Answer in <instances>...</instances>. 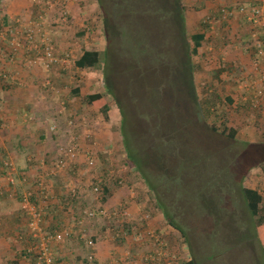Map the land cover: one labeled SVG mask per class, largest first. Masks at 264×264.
<instances>
[{
  "label": "rangeland",
  "instance_id": "rangeland-1",
  "mask_svg": "<svg viewBox=\"0 0 264 264\" xmlns=\"http://www.w3.org/2000/svg\"><path fill=\"white\" fill-rule=\"evenodd\" d=\"M28 2L3 0L0 17L11 20L16 11L36 15L37 9ZM243 2L90 0L89 3V0H80L75 3V7H85L87 12L75 16L77 21L71 26L73 38L93 42L95 36L96 42L98 37L104 44L102 53L107 62L105 69L100 67L98 87L111 97L108 114L99 111L96 114L99 122L97 119L88 122L98 123L102 135L99 141L107 147L108 138L112 137L115 147L122 145L120 154L115 150L112 158L107 152H96L102 171L100 177L107 180L111 176L118 185L124 184L127 193L129 188L136 192L135 198L119 205L125 210L134 207L129 211L136 215L135 219L127 221L122 216L111 215L91 223L103 229L109 222L113 223L98 236L107 244L115 245L116 264H187L190 261L264 264L256 222L242 190L256 188L264 196V108L252 110L247 103L250 100L244 103L243 97L250 99L254 88L248 92L237 88L241 82H249L252 87V82L259 80L263 73L258 68L255 75L246 74L242 64L224 59L223 51L221 54L216 51L214 58L209 57L207 54L212 53L209 48L214 46V41L218 42L215 40L218 34L213 35L203 25L217 9ZM201 3H205V8L198 11L182 8L184 4ZM236 16L231 23L234 24ZM232 25L224 26L219 36L229 38L231 43L233 38L245 39L244 29L240 26L234 29ZM201 30L205 31L206 38L201 53L193 56L190 37ZM241 49L248 57L253 54L249 44L242 45ZM73 70H77L74 65ZM226 97L232 100L229 105L223 101ZM209 100L216 106L212 112L213 108H206L211 104ZM22 115L29 122L35 120L28 108ZM226 127L235 128L237 136L230 138L224 134ZM106 131L112 132V136ZM123 135L129 145L136 144L133 153L137 169L130 168L126 161ZM143 172L146 181L141 175ZM248 172L256 173L259 178H245ZM150 180L153 189L148 186ZM90 204L91 201L89 208H98L97 203ZM82 208L74 223L80 218ZM144 212L154 213L148 224ZM164 212L182 227L185 236L168 224L162 215ZM128 224L132 225L130 230ZM95 230H90V234L94 235ZM18 231L13 235L14 240L24 253L30 240L23 224ZM140 238L144 241L138 242ZM89 252L94 254L91 249ZM95 259L87 264H100Z\"/></svg>",
  "mask_w": 264,
  "mask_h": 264
},
{
  "label": "crops",
  "instance_id": "crops-1",
  "mask_svg": "<svg viewBox=\"0 0 264 264\" xmlns=\"http://www.w3.org/2000/svg\"><path fill=\"white\" fill-rule=\"evenodd\" d=\"M28 1L30 2L29 6H33L32 0ZM60 1L64 2L65 0ZM57 2L58 1L55 3ZM67 6L73 15L74 21H77L75 16L80 15L77 11L82 12V14L87 12L85 7L80 9L77 8V10L75 4L71 1L67 2ZM71 6L76 10L72 9ZM49 9L55 12H57L55 9L59 11L58 6ZM14 14L17 16L22 13L16 11ZM23 14L26 15V17H30L25 11ZM237 17L238 16H236V20ZM242 19L246 20L245 18ZM235 21L234 24H230H233L232 27L234 29H237L239 26L244 29L245 33L243 35H245V39L243 37L239 38V40L233 38V43L228 39L227 44L224 43V45H218L217 42L214 41V46L209 48L212 50V53H208L207 55L214 58L216 57V51L217 54H221L223 51L225 55L224 59L231 63L239 62L242 64V68L247 69L246 74L253 71V68L257 66L256 69L258 70V68H260L259 71H262L263 74H261L262 76L259 80H256L255 83L257 85L255 84L256 86H254L257 88L261 87V85H264L262 81L264 77V55L259 56L256 54V48L253 46L251 38V23L245 22L243 24L241 21L240 24H237ZM48 28L50 29V34H52L51 38L55 46L62 51L72 52L70 64L63 67L59 66L52 72L54 87L58 91L61 90L63 96L55 97L52 93H45L39 88L40 86L38 83H40V79L43 78V72L37 66L30 68L29 65L26 64L27 67L24 65L22 61H28L26 54L18 57L16 61L9 59L7 56L4 57V61L9 69L11 71L14 70L16 72L15 74H18L15 82L19 81L15 84H6L0 92V115L6 124L0 134V159L1 157L2 159L4 158L3 162L0 163V264H10L13 261H18L19 264H37L36 261H31L23 254H19L22 253V251L19 250L21 245L14 240V233L18 234V229L21 228L22 224L27 229V224L26 217H24L25 215L21 207V185L13 188L9 184L4 174V161L16 162L19 168L21 170H26L25 173L29 176H34L41 171L45 172L47 185L50 188L52 196L47 208L48 216L46 224L47 230L53 231L65 225H73L78 217L80 208L88 207L87 205L90 201L91 204L89 206H94L96 204V202H94L95 194L93 193L92 186L98 183V180L101 181L104 179L100 177L102 171L99 166L98 158L96 165L91 167L86 161L85 154L89 150L93 151L95 149L99 154L107 152L106 154H108L110 158L114 155L112 154L114 153L115 147L112 141L113 137L108 138L109 145L107 147L101 140L99 141V137H102V135L98 123L95 122V125L94 123L92 125L86 122L87 120L93 119L99 120L98 115H96L99 111L90 107L85 101V97L88 95L102 93V90L98 87L100 85L98 80L101 76L98 66L99 63L93 67L87 68H81L75 64L76 60L82 56L85 50L98 51L101 54L105 49L104 44H102L98 37L96 42L95 36L92 38L93 42L84 41L83 39L84 43L82 39H74L72 35L74 31H72L71 26L67 23H63L59 26L48 24ZM88 35H90L89 32ZM215 38H217V36ZM250 41L252 42L253 51H255V54L259 58V61L258 58H254L258 61L254 66V61L245 55L241 49L242 45H250ZM81 44H85V46ZM200 48L197 54L201 53ZM73 65L77 70H73ZM61 69L69 70L64 71ZM248 83L249 82H241L237 87L238 90L248 92V89H250ZM228 98L232 101L230 97ZM243 100L245 103L250 99L246 96L243 97ZM61 101H65L67 104V112L62 116L59 115ZM261 105H263L261 108H264V101L261 102ZM26 108L30 109V112L35 115L34 121L29 122L23 117L22 111ZM67 114H69V116L74 115L78 119L75 130L70 129L71 132L69 131V133H66ZM56 121L59 122L60 128L57 133L52 134L49 127ZM92 132L95 134L91 135ZM106 132H109L108 135L112 136V132ZM73 135L77 137L80 143L81 154L77 157L75 162H72L68 166V168L66 167L65 169L56 171V174H49L55 172L52 167V161L56 159L58 155L59 145L69 140ZM88 136H90L91 139L88 138ZM92 140L97 144L96 147H94L92 143H89ZM99 154L97 156H99ZM43 161L45 162L44 166L41 164ZM74 168L76 170H73ZM109 183L111 185L110 187H112V194L110 193L106 202H104L105 207L109 209L114 208L113 205L118 207L122 205V201L129 202L132 197L135 198L136 192L133 191V188H129V193H127L128 189H125L124 185L115 187L116 185L113 184L112 181ZM72 189H76V197L72 196ZM132 208L134 207L128 208L127 211ZM135 216L136 215H133V217ZM93 225L92 228L87 229V232L90 233V230L96 229L95 232H93L94 235L97 234V236L95 235L96 239L98 237L97 247L93 250L96 257L95 261L100 264H116V260H114V253L116 252L114 249L116 248L115 245L107 244L103 239L100 240L98 235L102 232L103 227H96V224ZM82 241L79 235L74 233L71 238L56 244V264H87V256L90 253V249L85 246Z\"/></svg>",
  "mask_w": 264,
  "mask_h": 264
},
{
  "label": "built area",
  "instance_id": "built-area-1",
  "mask_svg": "<svg viewBox=\"0 0 264 264\" xmlns=\"http://www.w3.org/2000/svg\"><path fill=\"white\" fill-rule=\"evenodd\" d=\"M40 0H33V2H39ZM58 1L57 3H55ZM78 0H72V2H77ZM249 4L261 3L259 6H254L252 10H249L245 7L240 11L233 9L232 11H227L225 9L226 17L241 14L245 16L249 23H251V38L253 41V46L256 48V53L259 56L264 55V0H248ZM48 8H55L58 6L59 13L61 15L65 14L68 10L67 1L65 0H48ZM237 10V11H236ZM66 17V16H64ZM42 18V17H41ZM20 23L21 20L18 19ZM26 25V26H25ZM23 25L25 35L18 37V33L14 32L13 38L10 41L11 48H9L8 54L5 46L2 44V40L6 39L8 32L11 30L7 27H1L0 25V84H5L7 82H13L16 79V76L11 73L9 67H7L4 57L9 56L11 60H15L18 55L25 53L36 52V58L32 59L29 54L27 55L28 61L32 65L40 66L46 73H49L52 67L55 64L60 63L62 66L70 64L72 57L71 51H62L55 46L53 40L47 31L45 20H32L27 19V23ZM15 31V30H12ZM49 78V77H48ZM264 82V77L262 78ZM46 84H51V79H47ZM249 87V86H248ZM254 88V93L252 96V101L256 106L261 105V102L264 101V88L262 87H252ZM60 111L61 115H64L67 112V104L65 101L60 102ZM69 125L71 128L75 127L74 120H69ZM1 127V123H0ZM51 130H57V125H51ZM96 147V143H93ZM81 154L80 152V143L75 135L71 136L69 140L64 142L59 146L58 155L56 159L52 161V167L54 173L75 162L77 157ZM86 161L89 166L94 167L97 162V155L95 149L93 151L89 150L86 154ZM42 166L45 165V162L41 163ZM9 166L14 165L9 163ZM15 167L12 168V171H15ZM36 190L35 189H26L22 196V209L27 216V227L31 234V237L35 241L33 249L36 252V258L38 264H56L57 258L55 254V245L62 243L66 239L71 238L74 233L78 234L79 237L85 241V245L94 250L96 248L97 241L93 240V235L87 232V227L91 228L94 225L91 223L94 220H100L102 218H107L111 216V213L108 210L103 209L102 207V191L101 187L98 184L93 186V193L95 194V201L98 204V208H89L83 207L82 214L78 221L73 225H65L60 229L53 231L47 230L46 219L48 216L47 208L49 201L52 199L50 188L47 185L46 174L44 171L38 172L35 175ZM31 177L25 173L20 179L21 184L26 185L28 180ZM14 183V181H13ZM72 196H77L76 189H72ZM96 221V222H97ZM95 256L93 252L88 255V261L93 262Z\"/></svg>",
  "mask_w": 264,
  "mask_h": 264
},
{
  "label": "trees",
  "instance_id": "trees-1",
  "mask_svg": "<svg viewBox=\"0 0 264 264\" xmlns=\"http://www.w3.org/2000/svg\"><path fill=\"white\" fill-rule=\"evenodd\" d=\"M2 1L3 0H0V10H1V7H2V5H1ZM47 1L48 0H40L39 2H33V0H32L33 6H34L35 10L37 9V14L34 15V16L26 17V15L20 14V15L15 16L11 20L8 19L6 16L0 17V25H1V27H7V28H9L11 30L7 34L8 37L6 39H3L2 40V44L4 43L3 45L5 46V48H2V49H4V50L6 49L7 52L9 51V48H11L10 41L13 38V35L12 34L14 32H17L18 33V37H21L22 35H25L24 28L26 26L25 23H27V19L28 18H30L32 20H36V21H38V20H45V22H46V28H47V31L49 32V34H50V29L48 28V24H51V25H54V26H59V25H62L63 23H67L70 26H75V21L73 20V15L69 11V8H68L67 12H65V14L61 15V13H59V11L57 9H55L57 12L51 11V9L48 8L49 5L47 4ZM78 2H80V0H78L77 2H72V3L75 4V3H78ZM256 5L260 7L261 3L249 4L247 0H244L243 3L238 4L235 7L234 6L221 7L220 9H217L218 11L215 10V12L217 11L215 13V15L212 18L207 19V21H204V24L203 25H204L205 28L211 29L209 31H211V33L213 35H217L218 34L217 35V38L215 39L216 41L219 42V43L217 42L218 45H224V43L227 44V41H228L229 38H226L225 36H224L225 38H221L219 36L221 34L220 31H221V29L223 30L225 28L224 26H226L227 24L231 23V20H232V18L234 19L235 14L232 15V16L226 17L227 16L226 13H225L226 11L224 12L223 9H225L227 11H232L233 9H237L238 8L237 10L240 11L242 8L245 9V7H246L249 10H252L253 7L256 6ZM80 8H82V7H79L78 9H80ZM89 8H91V7L89 6ZM182 8H183L184 11H198V10H201V9L205 8V3H201L200 5H186V4H184ZM77 12L78 13H81L80 11H77ZM64 16H66V17H64ZM237 16H238L237 17V22H241L242 21L243 24L245 22L248 23V20H247V18L245 16H242L241 14L240 15L237 14ZM242 18H245L246 20H243ZM18 19L21 20L20 23L18 22ZM95 19H96V17H95ZM10 22H12V24H10ZM23 25H25V26L23 27ZM12 30H15V31H12ZM84 32H85V30H84ZM50 36H52V34H50ZM205 38H206V34H205V31H203V30H201L199 32H196V33H194V34L191 35L190 39L193 41L192 42L193 43V46H192V55L193 56L197 55L198 49L203 45V40ZM249 48H251V49L253 48L251 41H250ZM252 50H254V49H252ZM25 54L28 55L29 53H27V51H25V53H23L21 55L19 54L18 57H20L22 55H25ZM256 54H255V51H253V54L251 56L249 55V58L254 61L253 62V66L255 64H257L258 61H259V58L257 57ZM29 56L32 59H34V58H36L37 53L33 51V52H31L29 54ZM104 56H105V54L104 55H103V53L100 54L98 51L85 50V51H83L82 56L78 60H76L75 64L78 67L87 68V67H93V66H95L96 64L99 63V65H98L99 66V69H100V67H102V69H105L104 66H105V64H106L107 61L105 60ZM18 57H16V59L13 60V61H16ZM254 58H256V59L258 58V61L255 60ZM22 62L25 65L27 64V61H22ZM33 66L39 67L41 69V71L43 72V78L40 79V83H38V85L40 86L39 88H41V90L44 91L45 93H52L55 97H57V96H63L62 95L63 92H61V90L58 91L54 87V81H53V76H52V72H53V70L55 68H57L59 66H61V67H63V66L60 63L55 64L52 67V69H51V71L49 73H46L38 65H33ZM7 67H8V65H7ZM256 67L257 66H255L253 68V69H255L254 71L249 72V75L250 76L251 75H255V72H257ZM61 70H67V69H61ZM11 73L13 75H15L16 78H17V75L18 74H15L16 72L14 70L11 71ZM106 73H107V71H106ZM48 77L51 79V84H49V85L45 83L46 80L49 79ZM257 78H259V75H257L256 79ZM18 81H16V82H18ZM13 82L14 83L7 82V83H5V85L0 84V92L2 91L3 87L6 86V84H15L16 83L15 81H13ZM255 82H256V80L254 82H252L253 83L252 85L256 84ZM253 93H254V91L250 95V101H249L250 103L249 102H247V103L248 104H251L250 105V108L252 110H257V109L261 108L260 107L261 105L256 106L253 103L252 97H251ZM212 100H214V99H212ZM85 101L88 103V105L90 107H93V108L97 109L98 111H100L102 113L104 112V113L108 114L109 110L111 109L110 108V105H109V103L111 101V97H110V95H107V94H103V93L91 94V95H88L87 97H85ZM223 101L225 103H227V105H229L231 103V101L229 100L228 97H226ZM209 102L211 104H207L206 105V108L210 106L211 108H213L210 111V112H212L213 110H215V107L216 106H215V104L212 101L209 100ZM223 105H225V104L223 103ZM122 109H123V107H121V113L123 114V110ZM210 112H208V113H210ZM59 115H61V114L59 113ZM67 117H68V120H67V122L65 121L66 122V125H67L66 132H69V131L71 132V130H75V128L77 126V123H78V119L74 115H70L69 116V114L66 115V118ZM107 118H108V116H107ZM69 120H74V122H75V127L74 128H71L70 127ZM88 121L89 120H87L86 122L88 124H90ZM122 122H123V119L121 120V124H123ZM0 123H1L0 134H1V132L4 129V127L6 126L5 122L1 118V115H0ZM51 125H57V130L56 131L55 130L54 131L51 130ZM51 125L49 127L50 132L52 134L57 133L58 132V129L60 128L59 122L56 121V122H54ZM123 128H122V131H123ZM223 132H224V134L228 135L230 138H235L237 136V130L235 128H233V127H229V128L226 127ZM123 138L125 140V143L124 144H125V148L127 150L126 161H127V163H128V165H129L130 168H136V167L138 168V164L136 163V160L134 158V153H133L136 144H135L134 147H132L131 145L128 144L126 136L123 135ZM93 143H95V142H93ZM121 146L114 147V153L117 151V154H120L119 151H120V147ZM114 153H112V154H114ZM129 155H130V157H129ZM3 159L1 157V159H0L1 162L0 163L3 162ZM9 163H13L14 165L9 166L8 165ZM13 167L16 168L15 171H12V168ZM3 168L5 169L4 170V174H5L6 178H7V180L9 182V184L13 188H16L18 185H21L20 198H21V207H22V196H23L24 191L26 189H35L36 190V182H35V178L36 177H35V175L34 176L31 175L30 176L31 178L28 180V183L26 185H23V184H21L20 179H21V177L23 175H25V171L26 170H21L19 168V166L16 164V162L14 163V162H11V161H7V162L4 161ZM141 175H142L143 179L146 181V179H147L146 174L143 172V174H141ZM109 178L110 179H107V180L103 178L104 180H101V181L98 180V183H96V184H98L101 187V191H102V206H103L102 208L105 209V210H108L111 213L112 217L113 216H116V217H119V216L121 217L122 216L127 221H131V218L135 219V217H133L134 213L132 211H127L124 208H122L121 206L115 207L113 210H109V208H107V207L104 206V202H106L107 197L109 196L110 193L112 194V192H111L112 187H110L111 185H110L109 182L112 181L113 184L116 185L115 187H120L121 186V185H118V183H117L118 181L115 180L113 177L109 176ZM245 178L253 180V179H258L259 176L256 173L248 172ZM13 181H14V183H13ZM151 183L153 184V181L152 180H150V182H148V186H151ZM93 186H95V184ZM150 188L153 189L152 186ZM242 190H243V193H244V195L246 197L247 205H248V208L250 210V213H251V215L255 219V222H256V234L258 236L259 243L262 246L263 251H264V196L256 188L243 187ZM155 204H157V201H156ZM157 206L159 207V204H157ZM160 211H162V209ZM23 212H24V210H23ZM24 215H25V212H24ZM143 215L144 216L147 215V216H145V221H146V224H148L149 221L151 220V216H153L154 213L151 214L149 212H146ZM162 215H163V217L165 218V220L168 222V224L170 226H172L173 228L181 231V233L184 236L186 235V233L184 232V230L182 229V227L180 225H178L174 221V218L173 217H171L168 213H165V212ZM25 217H26V224H27V216L25 215ZM102 219H104V218H102ZM111 224H113V223H110L109 222L107 224V228H104L103 229V232L106 231L107 229H110ZM127 228H128V230H130V228H132V225L131 224H128ZM86 229H90V228L87 227ZM118 234H121V233L118 232ZM26 235L28 236V239L30 240V243L28 244V247L25 250V252L23 253V251H22V253H19V254H23L29 260L31 258H34V262L36 261V263H37L36 252L33 249V247L35 245V241L31 237V234H30V232L28 230V227L26 229ZM95 235L97 236V234H95ZM95 235H93L92 238H93V240L97 241ZM140 241H144V239L140 238L138 240V242H140ZM82 243L85 245V241H82ZM147 245L149 246V244H147ZM151 245H153L152 242H151ZM137 246H139L140 249H143V248L140 247L139 244H137ZM130 250L131 251H134L132 248H130ZM135 253H136V249H135ZM10 264H19V262L18 261H13ZM187 264H195V263H194V261H190Z\"/></svg>",
  "mask_w": 264,
  "mask_h": 264
}]
</instances>
